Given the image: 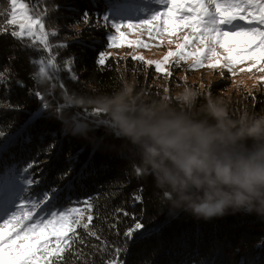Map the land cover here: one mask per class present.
I'll list each match as a JSON object with an SVG mask.
<instances>
[{"label":"trees","instance_id":"trees-1","mask_svg":"<svg viewBox=\"0 0 264 264\" xmlns=\"http://www.w3.org/2000/svg\"><path fill=\"white\" fill-rule=\"evenodd\" d=\"M29 1L33 11L42 17L45 31L56 33L49 35L50 44H66L53 48L57 63L64 65L71 60V72L78 80L70 79L68 71H61L66 91H61L47 76L41 77L37 86L31 78L37 71L34 61L48 53L39 51L41 45L28 38L19 40L0 34V72L6 81L0 84V129L6 134L16 132L40 108V101L30 91H40L49 102V113L45 116L53 118H38L27 127L25 133L30 139L24 137V144V139L19 138L20 144L11 150L20 156L10 163L24 167L55 143L50 153L54 155L38 178L45 181L50 177L49 186H44L43 191L57 192L72 180L76 188H71L70 199L63 205L72 207L76 205L70 201L92 198L94 219L89 231H95L100 239L88 237L81 230L86 243L77 245V256H67L68 264H76L77 259L84 264L93 261L101 264L102 259L112 258L122 264H264V218L238 213L205 221L185 213L169 215L162 210L152 177L136 174L135 154L122 146L113 120L99 106L104 98L124 86L134 87L148 101L174 100L172 91L177 88L174 82L182 83L177 74L182 69L173 68L176 73L171 76L157 73L154 66L108 48L105 29L77 22L85 11L90 16L107 12L105 0ZM8 7L7 0H0V13ZM4 19L0 15V26ZM100 52L112 53L103 66L97 64ZM18 81L25 87H20ZM166 81L172 83L171 89L166 88ZM183 81L184 86L201 94L200 102L209 92L215 95L227 86L223 81L214 82L209 88L196 79ZM258 88L232 92L230 100H223L234 114L264 111V83ZM51 89L55 90V101L48 94ZM57 102L63 107H58ZM84 131L86 136L81 134ZM69 169H73L71 174L61 178ZM34 170L32 173L37 172ZM81 170L83 176L74 179ZM137 195L142 202L135 200ZM134 218L145 227L128 240L124 233L134 226ZM114 247L122 249L119 257L112 251Z\"/></svg>","mask_w":264,"mask_h":264},{"label":"snow or ice","instance_id":"snow-or-ice-1","mask_svg":"<svg viewBox=\"0 0 264 264\" xmlns=\"http://www.w3.org/2000/svg\"><path fill=\"white\" fill-rule=\"evenodd\" d=\"M7 3L8 10L0 13L5 18L0 34L39 43V51L48 55L34 61L37 71L31 78L38 86L40 78L47 76L61 91H66L60 72L68 71L73 80L78 77L71 72V60L60 65L53 54L54 47H66V44H50L49 35L56 33L45 31L42 17L26 0H7ZM77 22L105 29L108 48L127 46L132 50L129 53L131 59L154 66L155 71L164 76L172 75L171 68L187 63L190 69L208 67L225 70L232 76L237 74V68L240 72L260 73L257 80L264 83V0H112L104 14L90 16L85 11ZM132 35L136 38L130 39ZM145 35L149 41L156 40L158 46L175 47H169L161 59L146 60L144 55L136 54V50L152 46L142 38ZM111 55L100 52L97 64L105 65ZM5 82L4 74L0 72V84ZM17 83L25 87L23 82ZM29 94L40 101V108L32 112L30 119L16 132L6 134L0 129V149L11 147L36 119L53 118L45 116L49 113L45 96L38 90ZM48 94L55 101V90L51 89ZM57 106L63 107L58 102ZM54 148L55 143L48 145L43 154H50ZM133 168L137 175L143 174L139 165ZM33 169L38 171L32 173ZM72 170L63 173L61 178L70 175ZM39 175L38 158L24 167L13 165L0 173V264H68L67 256H77V245L86 243L81 230L88 237L100 239L95 231H89L94 219L92 198L70 201L76 205L72 207L59 204L60 193L55 191L51 197L42 192V198L33 199L31 187L39 186ZM82 176L83 170L74 179ZM71 186L72 181H68L64 188ZM135 200L142 202V197L137 195ZM134 220V226L124 233L128 240L145 227L138 219ZM112 251L116 257L122 253L120 247H114ZM76 264L84 262L77 259ZM101 264L122 262L112 258L102 259Z\"/></svg>","mask_w":264,"mask_h":264},{"label":"clouds","instance_id":"clouds-1","mask_svg":"<svg viewBox=\"0 0 264 264\" xmlns=\"http://www.w3.org/2000/svg\"><path fill=\"white\" fill-rule=\"evenodd\" d=\"M145 100L124 86L99 105L169 215L264 218V111L234 114L221 97L183 86ZM86 136V131L81 132Z\"/></svg>","mask_w":264,"mask_h":264},{"label":"rangeland","instance_id":"rangeland-1","mask_svg":"<svg viewBox=\"0 0 264 264\" xmlns=\"http://www.w3.org/2000/svg\"><path fill=\"white\" fill-rule=\"evenodd\" d=\"M26 2L30 3V7L33 9V5L31 3V1L26 0ZM104 2L107 3V8L106 10L108 11V8L112 2V0H105ZM136 36L132 35L130 37V39H135ZM143 39H145L148 43H150L152 46L149 49H138L136 50V54H142L144 55V57L146 58V60L151 59V60H158L161 59L162 56L165 54V52L168 50L169 47H175V45H163V46H158V42L156 40H148L147 36L145 35L144 37H142ZM166 39V37H165ZM111 50L117 54L123 55L125 57L129 56V53L132 51L131 49H129L127 46L121 47L119 49L116 48H111ZM182 69V73L177 72L178 77H180L182 79V83H180L178 80H175L174 83H176L177 88L174 89L172 91L173 94H175V92L184 86V81L185 79L191 78V79H196L198 80L200 83H202L203 85H205L206 87H211L212 84L214 82H224L225 84H227L225 91H219V93H215L216 96L221 97L222 99H229L230 100V96L232 92H249L251 90H253V88L259 89L258 87L261 86V82H258L257 77L260 75V73H248V72H240L239 68H237V74L235 76H232L230 73H227L225 70H220V69H210L208 67H202V68H197V69H190L188 67L187 63H182L181 66H178ZM241 67H246V65H241ZM176 68V67H175ZM173 68L170 69V71L173 73L174 71H172ZM223 71V75L221 74ZM176 72H174L173 74H175ZM189 74H191L189 76ZM165 86L167 89H171L172 83L169 81H166ZM218 92V90L216 91ZM224 92V93H223ZM27 138V140H29L30 138L26 136V133L24 132L23 135L19 136L16 140V142L9 148H7L6 150H2L0 149V173L4 172L7 170L8 167L13 166L10 161L14 160L15 158L19 157L20 154H15V151L11 150V149H16V147L20 144V139L19 138H23V142L25 144V138ZM7 140V136L5 138V141ZM58 145H60V138L58 137ZM39 156L38 160H39V171L40 174L44 173V168L46 164H49V160L52 158V156L54 154H48V155H44V154H37ZM18 166V165H16ZM34 171H38L37 169ZM39 178V176L37 177V179ZM49 178H47L45 181H39V186L37 185H33L31 187V191L33 192V199H37V198H42L41 193H46V191L44 190V186H49ZM72 181V180H71ZM61 189H64L63 191H61V189L59 191H57L58 193H60V199H59V204H64V201L70 199V192H71V188H76L75 185H72L70 188H64V186H60ZM47 195L49 194L51 197V192L48 191V193H46ZM64 199V200H63ZM59 204L57 205V207H59ZM65 207H69V205H64ZM48 209H45V212ZM56 210V209H53ZM43 215V213H42ZM0 223H2V221H0Z\"/></svg>","mask_w":264,"mask_h":264}]
</instances>
